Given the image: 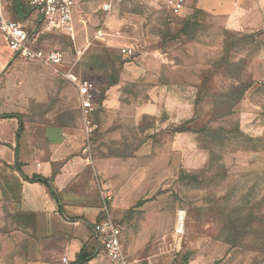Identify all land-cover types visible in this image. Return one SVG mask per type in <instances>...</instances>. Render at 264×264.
Segmentation results:
<instances>
[{
    "label": "rangeland",
    "instance_id": "374dc122",
    "mask_svg": "<svg viewBox=\"0 0 264 264\" xmlns=\"http://www.w3.org/2000/svg\"><path fill=\"white\" fill-rule=\"evenodd\" d=\"M7 1L10 17L37 33L44 21L38 12L22 0ZM76 1V38L50 29L38 39V48L61 50L64 63L53 67L13 55L0 78L20 61L44 100L32 105L29 118L41 115L43 122L62 119L64 99L77 101V92L64 94L71 84L66 73L90 80L97 124L90 141L105 142L104 150L117 157L137 155L151 173L167 177L166 196H160L165 212L150 221L159 226L156 233L143 230L149 222L143 219L133 232L143 233L146 243L137 247L135 234L123 240L129 260L264 264V23L232 29L192 0L179 15L165 0ZM105 3L108 12L102 10ZM98 30L103 38L96 37ZM0 43L11 52L1 32ZM125 46L135 49L133 57L121 53ZM108 100L113 121L105 128ZM79 104L77 114L64 119L83 126ZM3 176L0 187L1 181L13 183L0 165ZM114 202L115 195L112 210ZM9 209H0V264H15L18 254L30 256V241Z\"/></svg>",
    "mask_w": 264,
    "mask_h": 264
},
{
    "label": "crops",
    "instance_id": "0c3cea01",
    "mask_svg": "<svg viewBox=\"0 0 264 264\" xmlns=\"http://www.w3.org/2000/svg\"><path fill=\"white\" fill-rule=\"evenodd\" d=\"M192 1L198 9L224 19L232 29L247 31L264 23V0ZM7 3L6 0L10 17ZM13 55L16 54L5 51L0 43V75ZM5 73L0 78V165L11 174L13 183L1 181L0 209L10 208L12 214L18 215L22 236L30 241L29 259L18 254L15 264H65V257L68 264H109L93 231V223L101 219L103 189L114 191L112 216L125 229L122 241L135 234L137 247L146 243L144 234L139 230L134 233L133 227L145 219L149 222L142 226L143 230L156 233L159 226L151 222L165 212L160 196L165 195L162 188H166L167 177L151 173L137 155L130 159L117 157L104 150L105 142H88L84 125L64 119L67 113L77 114L79 95L71 103L63 100L60 120L43 122L41 115L30 119L32 105L44 101L37 82L28 81L20 61ZM71 92L78 94L73 84L64 87V94ZM108 101L102 122L105 128L113 121ZM53 115L50 112L48 116ZM35 176L48 179L58 199L46 183L30 180ZM84 248L92 257L80 263Z\"/></svg>",
    "mask_w": 264,
    "mask_h": 264
},
{
    "label": "built area",
    "instance_id": "2783aa9c",
    "mask_svg": "<svg viewBox=\"0 0 264 264\" xmlns=\"http://www.w3.org/2000/svg\"><path fill=\"white\" fill-rule=\"evenodd\" d=\"M31 11H37L44 19L37 33L30 31L25 24L8 16L5 7L6 0H0V32L7 47L16 55L33 61H40L53 67H59L64 63L63 52L59 49L44 50L38 48L40 35L50 29L64 31L72 39L76 38L78 27L75 23L77 9L76 0H22ZM166 7L174 14L179 15L187 5V0H165ZM102 10L108 12L110 5L103 4ZM81 23L86 25L88 19L83 17ZM104 31L98 30L97 38H103ZM121 53L126 57H133L135 49L130 46L121 48ZM66 79L73 84L79 95L80 110L84 118V131L86 139L90 142L91 135L95 132L97 124L92 121L95 110V95L93 87L88 79L78 77L75 73H66ZM114 195L111 190L101 191V219L93 223V231L109 258V264H132L125 253L122 241V229L112 216V204ZM68 264V258L62 259ZM49 264V263H46Z\"/></svg>",
    "mask_w": 264,
    "mask_h": 264
},
{
    "label": "trees",
    "instance_id": "16d2710c",
    "mask_svg": "<svg viewBox=\"0 0 264 264\" xmlns=\"http://www.w3.org/2000/svg\"><path fill=\"white\" fill-rule=\"evenodd\" d=\"M7 116H10V115H7ZM30 180H31V181H40V182H44V183H46V184L50 187L52 195H53L56 199H58V195H57V193L54 191V189L51 187V185H50L48 179L43 178V177H41V176H35V177L31 178ZM91 257H92V255L89 254V253L86 251V249L84 248V249L82 250V252H81L80 257H79V262H80V263H85V262H87L88 260H90Z\"/></svg>",
    "mask_w": 264,
    "mask_h": 264
},
{
    "label": "bare ground",
    "instance_id": "6f19581e",
    "mask_svg": "<svg viewBox=\"0 0 264 264\" xmlns=\"http://www.w3.org/2000/svg\"><path fill=\"white\" fill-rule=\"evenodd\" d=\"M184 213L185 212H182L178 218V229L180 230V233H183V230H184V220H185Z\"/></svg>",
    "mask_w": 264,
    "mask_h": 264
}]
</instances>
